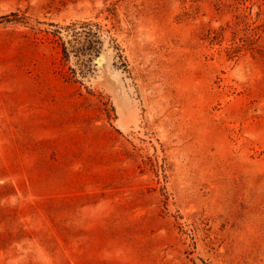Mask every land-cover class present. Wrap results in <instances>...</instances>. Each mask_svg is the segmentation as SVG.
<instances>
[{
  "label": "rangeland",
  "instance_id": "374dc122",
  "mask_svg": "<svg viewBox=\"0 0 264 264\" xmlns=\"http://www.w3.org/2000/svg\"><path fill=\"white\" fill-rule=\"evenodd\" d=\"M0 264H264V0H0Z\"/></svg>",
  "mask_w": 264,
  "mask_h": 264
},
{
  "label": "trees",
  "instance_id": "16d2710c",
  "mask_svg": "<svg viewBox=\"0 0 264 264\" xmlns=\"http://www.w3.org/2000/svg\"><path fill=\"white\" fill-rule=\"evenodd\" d=\"M76 32V31H75ZM94 38V39H92ZM99 40L96 39V34L95 32H91V31H86V38L85 40H83V42H80V46L79 47H74L73 50L76 54H88V52H91L92 50L96 49L95 48V43H98ZM62 52H63V56L67 59L69 54H68V51H67V48L62 45ZM88 61H89V58H83L80 62V72H83V70H87L88 68ZM71 71L73 73H75V69L73 68H70Z\"/></svg>",
  "mask_w": 264,
  "mask_h": 264
}]
</instances>
